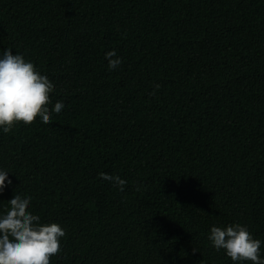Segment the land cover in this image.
Masks as SVG:
<instances>
[{
	"label": "trees",
	"instance_id": "1",
	"mask_svg": "<svg viewBox=\"0 0 264 264\" xmlns=\"http://www.w3.org/2000/svg\"><path fill=\"white\" fill-rule=\"evenodd\" d=\"M0 264H264V0H0Z\"/></svg>",
	"mask_w": 264,
	"mask_h": 264
}]
</instances>
